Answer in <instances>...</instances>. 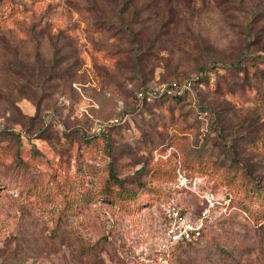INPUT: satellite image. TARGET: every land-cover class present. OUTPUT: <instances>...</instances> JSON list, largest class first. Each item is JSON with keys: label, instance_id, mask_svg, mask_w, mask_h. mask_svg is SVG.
Segmentation results:
<instances>
[{"label": "rangeland", "instance_id": "obj_1", "mask_svg": "<svg viewBox=\"0 0 264 264\" xmlns=\"http://www.w3.org/2000/svg\"><path fill=\"white\" fill-rule=\"evenodd\" d=\"M165 253L264 264V0H0V264Z\"/></svg>", "mask_w": 264, "mask_h": 264}, {"label": "trees", "instance_id": "obj_2", "mask_svg": "<svg viewBox=\"0 0 264 264\" xmlns=\"http://www.w3.org/2000/svg\"><path fill=\"white\" fill-rule=\"evenodd\" d=\"M186 91H187V89H184L183 91L176 92V93L175 92L159 93V94H156L151 100L147 101L146 103L154 102L156 100L165 99V98H168V97L169 98H178V97L183 96L186 93ZM141 168H143V167H141ZM233 169H239V168L237 167V165H234ZM107 180L110 182L111 185H116V187H117L116 194H117L118 197L128 198V199H133V198L136 197V189L123 187L121 185V183H120V179L117 178L116 174L112 170L109 172ZM108 184L109 183H107V186H109ZM187 243H190V242L187 241Z\"/></svg>", "mask_w": 264, "mask_h": 264}, {"label": "built area", "instance_id": "obj_3", "mask_svg": "<svg viewBox=\"0 0 264 264\" xmlns=\"http://www.w3.org/2000/svg\"><path fill=\"white\" fill-rule=\"evenodd\" d=\"M170 90H165V92H173ZM139 95H142V92H138ZM159 94V93H156ZM156 94L151 95V97H154ZM150 99V96H148ZM201 231L199 229V226H191L187 225L186 227H183L181 230L176 231L172 230V235H171V241L175 242L179 239L187 240V241H193L196 240L200 237ZM149 264H167V257L166 253L165 254H159L157 257L154 259L150 260Z\"/></svg>", "mask_w": 264, "mask_h": 264}]
</instances>
